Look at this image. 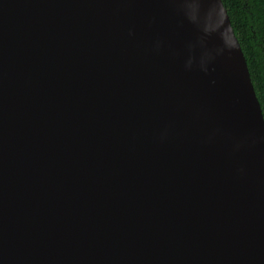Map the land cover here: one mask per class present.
I'll return each instance as SVG.
<instances>
[{
    "label": "water",
    "instance_id": "95a60500",
    "mask_svg": "<svg viewBox=\"0 0 264 264\" xmlns=\"http://www.w3.org/2000/svg\"><path fill=\"white\" fill-rule=\"evenodd\" d=\"M0 264H264L223 0H0Z\"/></svg>",
    "mask_w": 264,
    "mask_h": 264
},
{
    "label": "trees",
    "instance_id": "16d2710c",
    "mask_svg": "<svg viewBox=\"0 0 264 264\" xmlns=\"http://www.w3.org/2000/svg\"><path fill=\"white\" fill-rule=\"evenodd\" d=\"M264 114V0H223Z\"/></svg>",
    "mask_w": 264,
    "mask_h": 264
}]
</instances>
